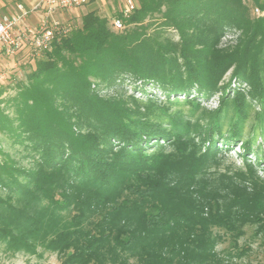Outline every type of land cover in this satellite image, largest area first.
<instances>
[{
    "label": "trees",
    "instance_id": "1",
    "mask_svg": "<svg viewBox=\"0 0 264 264\" xmlns=\"http://www.w3.org/2000/svg\"><path fill=\"white\" fill-rule=\"evenodd\" d=\"M136 1L117 31L88 8L36 61L30 84L14 98L38 158L31 170L0 166L8 190L0 196V239L32 253L40 244L62 264H231L216 249L217 229L240 236L245 224L263 227L264 183L251 160L247 172L212 168L219 151L213 137H240L248 99L264 119V0H252L263 10L258 17L242 0ZM228 27L238 35L221 46ZM168 28L177 41L164 36ZM125 78L166 97L195 91L186 99L195 108L198 97L219 93L218 105L198 128L152 97L103 96L92 87ZM229 102L235 121L222 136ZM164 113L167 124L155 117ZM10 121L0 109L3 126ZM241 144L253 149L250 138Z\"/></svg>",
    "mask_w": 264,
    "mask_h": 264
},
{
    "label": "rangeland",
    "instance_id": "2",
    "mask_svg": "<svg viewBox=\"0 0 264 264\" xmlns=\"http://www.w3.org/2000/svg\"><path fill=\"white\" fill-rule=\"evenodd\" d=\"M27 1L29 3L33 2L27 8H30L37 2V0ZM92 2L94 3H88L77 11L72 10L64 14V16L58 13L55 17L60 20L62 17H67L79 26L80 16L88 8L94 7L98 14L106 16L112 21L115 16L119 15L120 9L123 6L122 0H93ZM242 2L247 7L250 17L263 15V10L255 5L252 0H242ZM16 12L17 9L15 10ZM40 14V10L31 12L25 22L30 24L36 23ZM110 25L115 30L111 23ZM165 35L173 41L178 40V33L173 28L165 29ZM237 35L238 29L236 27H228L221 37L220 45L227 46L234 44ZM42 57L43 54L37 59H29L27 52L20 51L12 57L0 60V68L5 73V78L0 82V109L11 119V127L3 126V123L0 122V166L6 164L7 166L26 170L37 167L36 160L38 153L32 147L31 138L28 136L29 133L23 129L24 125H19L14 98L30 84L29 73L35 68L36 61ZM230 73L231 70L224 75L223 82L228 81ZM234 86L235 88L236 86H239L241 89L246 88L243 83L236 84L232 82L231 87L234 88ZM92 87L103 96L122 95L127 97L129 94H133L142 101H146L152 97L161 108H166V113L177 115L182 121H189L192 126L196 125L198 128L207 123L209 119L208 114L214 111L218 105L219 93H215L208 99L198 97L196 102H199V105L195 108L191 103L186 101L187 98L196 95L195 91H191L187 96L180 92L177 95L170 94L166 97L167 95L160 88L151 84H145L144 90H142L139 82L129 78L116 80L112 83L103 82L94 84L93 82ZM260 111L261 107L259 103L248 99L245 116L239 123L240 137L233 141L224 139L222 136L228 134L230 124L235 121V111L231 102H229L220 120L222 138L216 135L213 137L214 140H217L216 147L219 151L215 158L216 164H212V168H217L219 171L230 169L247 172L245 160H251L254 164L253 169L256 176L264 183V119L260 120L256 116V112ZM155 117L161 119L164 124L168 122V117L165 113ZM155 117L153 116L154 119H156ZM249 138L252 139L253 149L247 153L244 151L241 142ZM171 148L169 145L163 147L165 151ZM0 176L6 177V174L1 172V169ZM7 193V188L0 184V196L6 198ZM12 196L11 202L16 203L17 200L15 198L20 195L16 193ZM0 215L2 216V213ZM217 231L219 234H222V237L216 245V249L225 255L229 254L231 264H264V226L261 227L256 223L245 224L243 226V233L240 236L225 232L223 229H217ZM240 248H243L245 252L239 254ZM0 264H62V261L55 251L45 249L40 244H36V251L32 253L23 249L14 250L8 247L5 239L1 238Z\"/></svg>",
    "mask_w": 264,
    "mask_h": 264
},
{
    "label": "built area",
    "instance_id": "3",
    "mask_svg": "<svg viewBox=\"0 0 264 264\" xmlns=\"http://www.w3.org/2000/svg\"><path fill=\"white\" fill-rule=\"evenodd\" d=\"M92 0H37L27 8L22 3L16 4L17 12L0 17V60L14 56L20 51H25L29 59H37L50 50L54 40L66 36L77 27L69 18L58 19L56 14L62 16L77 11ZM123 6L119 15L112 21V27L117 30L125 28V20L137 8L136 0H122ZM41 11L36 23L25 21L33 11ZM5 78V73L0 68V82Z\"/></svg>",
    "mask_w": 264,
    "mask_h": 264
},
{
    "label": "crops",
    "instance_id": "4",
    "mask_svg": "<svg viewBox=\"0 0 264 264\" xmlns=\"http://www.w3.org/2000/svg\"><path fill=\"white\" fill-rule=\"evenodd\" d=\"M17 3H22L27 7L33 2L29 3L27 0H0V17L14 13Z\"/></svg>",
    "mask_w": 264,
    "mask_h": 264
}]
</instances>
